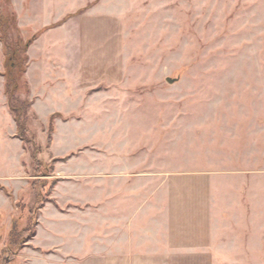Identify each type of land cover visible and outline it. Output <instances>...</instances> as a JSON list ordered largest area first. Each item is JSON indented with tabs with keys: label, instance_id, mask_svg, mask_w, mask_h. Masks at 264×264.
Returning <instances> with one entry per match:
<instances>
[{
	"label": "rangeland",
	"instance_id": "rangeland-1",
	"mask_svg": "<svg viewBox=\"0 0 264 264\" xmlns=\"http://www.w3.org/2000/svg\"><path fill=\"white\" fill-rule=\"evenodd\" d=\"M0 6L15 14L23 41L37 35L27 51L31 93L16 94L22 101L36 97L27 121L33 146L21 142L19 169L20 144L0 140V264H45L35 246L84 256L88 243H77L74 232L98 237L102 229L97 211L64 206L83 197L81 188L102 197L105 188L109 196L118 188L138 190L131 196L138 208L125 218L139 221L127 229L144 237L165 231L172 239L195 238L204 223L263 212L264 137L250 139V130L264 129V0H0ZM54 113L71 121L54 126L50 148ZM254 147L260 157L249 155ZM63 183L80 188H59ZM68 215L93 220H86L88 229ZM14 225L17 241L36 232L16 254L9 242ZM73 260L85 261L62 258Z\"/></svg>",
	"mask_w": 264,
	"mask_h": 264
},
{
	"label": "crops",
	"instance_id": "crops-1",
	"mask_svg": "<svg viewBox=\"0 0 264 264\" xmlns=\"http://www.w3.org/2000/svg\"><path fill=\"white\" fill-rule=\"evenodd\" d=\"M29 92L31 93L30 88ZM64 93L68 96L67 92ZM0 97V118L5 123L4 127H6L7 125L10 128L13 125V131L5 137L4 135L1 136L0 140L7 139L8 141H16L20 144V149L23 156L21 157L20 162L17 165V168L19 169V167H21L22 158L25 156V151L23 150L21 141L15 138L16 125L7 108V101L4 95V79L1 76ZM33 98H35V101L31 106L32 111L36 102V97L33 96ZM52 115H59L63 118L68 117L61 113H54ZM70 121H62V119L58 118L55 120L54 126L56 127L59 122L67 124ZM4 127H0V130L4 129ZM250 133L255 134L251 135L250 139H253V137H264V129L262 127H260L259 129H251ZM253 145L255 144L253 143ZM253 145H251V147H253ZM255 147L249 150V155H258L260 157L262 155V152L260 151V149L259 151H257ZM50 148H52L51 145ZM3 158L5 160L6 154L3 155ZM250 160L251 159H249V161ZM254 161L257 162L258 159ZM18 169L16 176L18 174ZM68 177L67 179L71 178L70 176ZM63 187L73 188L74 190L80 188L79 184L77 183H63L59 185V188ZM59 188L57 187L56 192H53L54 197L57 195ZM81 189L84 192L83 197H75L74 200L68 199V201L66 200L67 204H64V206H71L74 208V210L81 208L84 210L88 209L97 211L98 220L95 219V221H99V227L100 229H102L100 231V235L96 237L87 233L82 235L78 234L76 236L74 232L73 237L75 238L77 243H88L87 247H81L80 249L85 251L83 252L84 256H76L74 254L63 255L62 246L58 245H51L45 249L35 246V248L33 249H35L36 253L33 250L34 254L37 255V257L41 258L42 261H45V264H63L62 258H64V256L68 257L71 260L85 259L83 263H78L73 260L71 263L68 262L67 264H88L89 261L98 264H154L153 261L157 259L172 260L188 258L244 260L264 259V204H262V206L259 208V210H263V212L255 218H248L243 215L244 218L242 219L237 218L230 219L228 221H217V223H211L210 226H207L206 223H204L203 225L201 224L202 232L199 233L198 231L196 235L200 236H197L195 238H189L187 236L181 235L179 238L177 237L172 239L171 236H167L165 234V231H163L164 235L153 236L149 234L144 237L134 234L132 229H127L128 227H133V225L139 224V221L137 222V220H135L133 217L125 218V216L133 214V212H135L138 208V204L135 203V199L131 198L134 193H138V190L132 189L124 191V188H118L117 191L111 192L109 196V189L105 188L101 191L104 192V195L106 196L102 197L101 193H93L88 188ZM124 193H127V195L129 196L123 197ZM54 200L56 204H58V199L54 198ZM68 216V220L76 222L78 227L84 226L88 229L90 223H87L86 220H90V222L93 220L90 216ZM57 221H60L59 215H56V222ZM160 226L165 227V224H160ZM187 226L188 225L185 224L184 231H180H187ZM112 231H115V234H111ZM53 234L60 236L54 230Z\"/></svg>",
	"mask_w": 264,
	"mask_h": 264
},
{
	"label": "trees",
	"instance_id": "trees-1",
	"mask_svg": "<svg viewBox=\"0 0 264 264\" xmlns=\"http://www.w3.org/2000/svg\"><path fill=\"white\" fill-rule=\"evenodd\" d=\"M10 34L14 35L15 40L10 41ZM36 36L31 39L23 41L19 28L17 27L16 16L13 13H3L0 6V43L3 52V73L0 76L4 79V95L7 99V108L13 117L16 124V132L18 139L23 143L24 147L33 146V142L29 138V130L27 128V121L31 112L32 101L27 98L22 101L17 99L18 91L24 92L26 96L29 95V86L25 79L28 69L29 59L27 51L29 46L36 40ZM58 115H52L48 122L47 130V145H51L52 133L54 131V121ZM65 159H55L54 161H64ZM0 189L4 190L3 187ZM9 194V193H7ZM24 232H31L26 229ZM18 234L15 225L9 233L10 246H15L14 254L18 253L32 238L35 237L36 232L33 230L29 237L25 240L17 241ZM26 247V246H25ZM39 251V250H38ZM40 252V251H39ZM13 261H4L2 264H13Z\"/></svg>",
	"mask_w": 264,
	"mask_h": 264
},
{
	"label": "water",
	"instance_id": "water-1",
	"mask_svg": "<svg viewBox=\"0 0 264 264\" xmlns=\"http://www.w3.org/2000/svg\"><path fill=\"white\" fill-rule=\"evenodd\" d=\"M166 82H167L168 84L172 85V84H175V83L177 82V79L167 78V79H166Z\"/></svg>",
	"mask_w": 264,
	"mask_h": 264
}]
</instances>
